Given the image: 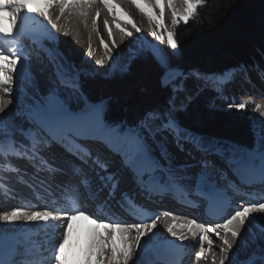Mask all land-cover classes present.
<instances>
[{
    "label": "snow or ice",
    "instance_id": "snow-or-ice-1",
    "mask_svg": "<svg viewBox=\"0 0 264 264\" xmlns=\"http://www.w3.org/2000/svg\"><path fill=\"white\" fill-rule=\"evenodd\" d=\"M100 2L113 15L121 43L133 38V31L121 26V21L131 25L137 34L141 33L135 21L114 0ZM182 2L184 8L178 12L174 0H166L172 13V28H167L162 22L165 0H131L152 25L150 36L155 42L166 46L164 53H161L159 48H135L128 53L127 62L118 66L117 57L122 52L121 44L113 40L110 47L101 39L105 55L92 61L97 69L105 68L106 61L108 62L109 68L104 73L105 78H109L113 73L127 74L133 63L143 57H151L159 67L158 85L168 93L166 105L144 111L134 123L107 119L111 98H89L83 92L81 72L66 67L60 62L59 54L51 52L48 63L52 65L55 76V80L51 81L52 86L44 92L37 89L27 100L21 99L20 107L12 113L10 106L14 104L15 86L24 76L18 69L24 60L17 48H10V54L0 49V147L19 148L22 142L30 144V158L43 162L40 153L52 145H57L82 164L89 167L96 165L101 171L107 172L109 163H101L99 157L93 155V148L102 145L112 157L118 158L120 170L130 175L139 193L151 197L157 193L167 194L170 190L180 187L189 195L196 193L200 202L208 208L216 207L221 210L227 207L225 197L233 184L237 181L244 182L257 166L261 178L264 179V132L254 129V145L249 148L195 135L184 127L177 117L178 113L188 110L194 99L190 85L196 89V94H199L213 82L226 84L232 81L238 73L247 79L248 71L243 64L221 72H206L198 67L185 68L175 62L182 54L175 28L181 22L188 23L200 7L205 5L206 0ZM54 7H58L59 15L53 16ZM92 7V0H0V36L14 39L22 17L30 14L43 18L53 31L61 32L64 26L60 24V20L67 9H78L79 14L87 18ZM156 9H159V14ZM100 14V9L97 8L95 19L92 20L94 30H98L97 21ZM104 26L108 36L112 37V26L107 19L104 20ZM62 34L68 35V32L64 30ZM47 40V37L39 39L43 42ZM84 55L88 60H92L94 52L91 45ZM30 59L44 63L39 51ZM94 74L90 72L85 75L91 77ZM259 75L264 80V71ZM233 107L240 111L245 109L246 104H229V108ZM253 112L264 117V103H255ZM25 124L27 127H24ZM169 137L177 150L188 158L183 163H176V156L169 151L166 144ZM228 173L236 180H229ZM97 176L100 185L96 189L91 187V180L85 179L83 184H62L57 195L90 197L102 203L115 216L116 211L113 209L122 210L126 201L132 197L127 192H120L119 198L117 197L119 180L114 179L115 174L97 173ZM221 181L224 183L221 184ZM54 211H2L0 222H5L9 227L21 222L28 225L48 223L58 219ZM164 215L166 217L169 213L165 212ZM253 216L259 221L254 227H259L260 235L264 237V220L260 219L264 217V202L247 199L239 202L222 222L209 224L208 227L194 218L184 224H178V217L175 215L172 216V223L162 221L158 215L146 221L103 222L107 220L106 217L96 216L86 209H77L64 220L67 226L62 230L63 239L57 242L54 250V264H135L142 240L160 227L158 221L163 223L166 232L180 245H183L188 237L182 231L178 232L177 228L199 233V251L194 252L196 261L207 262L211 256V264H228L232 250L237 246L241 233ZM78 218H83L91 227L82 234V240L78 244L79 252L66 260L65 249L73 228L72 222ZM213 235L219 241L217 250H213ZM0 243L4 253V260L0 261V264H16L15 259L10 261L7 258L13 251L11 242L4 239ZM27 264H40V261L28 260ZM241 264H264V247L259 252L255 249L251 251L243 258Z\"/></svg>",
    "mask_w": 264,
    "mask_h": 264
},
{
    "label": "trees",
    "instance_id": "trees-1",
    "mask_svg": "<svg viewBox=\"0 0 264 264\" xmlns=\"http://www.w3.org/2000/svg\"><path fill=\"white\" fill-rule=\"evenodd\" d=\"M175 31L182 49L175 62L185 68L221 72L241 64L253 66L255 61L264 63V0H206ZM165 49L160 44L161 53ZM80 72L83 92L89 98H111L106 116L110 121L134 123L144 111L166 105L168 93L159 88L160 69L151 57L138 59L125 75L113 73L105 78L96 66ZM90 72L95 74L85 75ZM216 96L211 88L195 94L188 110L177 114L182 125L198 135L252 148L253 108L249 104L240 111L219 108L213 105Z\"/></svg>",
    "mask_w": 264,
    "mask_h": 264
},
{
    "label": "bare ground",
    "instance_id": "bare-ground-1",
    "mask_svg": "<svg viewBox=\"0 0 264 264\" xmlns=\"http://www.w3.org/2000/svg\"><path fill=\"white\" fill-rule=\"evenodd\" d=\"M180 1L174 0V5L178 12L183 10L182 8L183 6H181ZM114 2L117 3L123 9V11L128 13L130 17L135 21L137 26L141 29V33L137 34L135 30L131 28V25H128L126 24V22L121 21V26L127 27L129 30L133 31V38L131 40H126L123 43H121L120 41V33H119V30L116 29L115 27V21H114L113 15L110 14L106 8H104L100 0H92L93 7L90 11V15L87 18L82 17L79 14L78 9H72V8L67 9L64 16L60 20V24L64 26L61 32L53 31L50 25L47 23V21H45L43 18L31 15V14L25 15L24 17H22L20 24L27 26L28 30L32 31L31 37L34 40H36L41 45V47L44 50H46V52L44 50L42 51L44 55H42L41 52H39L40 55H42L41 57L43 58L44 63L43 64L39 63V66H34L32 61H28L27 59H25L24 55H22V52H20L19 50L20 54L23 57L24 63H22L19 66L18 70L21 74H24V76L21 77L22 79L15 86L14 104L10 106L12 113H14L20 107L19 102L21 99L27 100L28 95H32L35 93L34 89L32 90L31 88L32 85H34V87H36V89H39L40 91H41V88L43 87L44 88L43 90L46 91L47 83L50 80V78H52V74H53L52 65L48 63V56L50 52L58 53L60 62L64 64L66 67L70 68V66H68L69 64L68 62L70 59H68L62 53L63 51L59 49L60 47L67 48V46H71V47L77 48L82 45L86 47H89V45H91L92 48L99 47V48H102L104 51V48L101 45V39H103L105 42L109 44L110 47L112 46V41L115 40L116 43L121 44V47H122L121 51L123 52L130 45L133 48H135L139 42H142L143 39H145V41L146 40L153 41V38L150 36V30H151V27L149 26L150 23H148L147 25L146 23L147 18L144 17L145 20L143 21L145 22L146 30H147V32L145 33L141 25L142 20L140 19V17H138V15L140 14L137 15L138 9L131 3V0H114ZM97 8L100 9L101 14L97 21L98 30H94L92 26V20L95 19V10ZM164 8H167L168 10L171 11V9L166 4V0H165ZM52 14L53 16L59 15L58 7H54L52 9ZM157 14H159V10ZM105 19H107L110 25L112 26V31H113L112 37H109L107 34V29L104 26ZM164 19L165 17L163 15L162 22ZM64 30L68 32V35L62 34ZM42 37H47L48 38L47 42L39 41V39ZM3 38L4 37L0 36V39H3ZM8 39H12V38H8ZM37 51L38 50L36 49V52ZM34 67H36V69ZM256 86L259 87L260 84H257ZM190 88H191V91H194V87L190 85ZM260 88H261L260 91L264 92V87H260ZM256 118L258 119V121L259 120L262 121L261 116H258V117L256 116ZM17 122L19 123L20 121H17ZM24 127H27V126H24ZM28 146L30 145L22 142L19 148L17 147H12V148H16L14 149L15 152L27 153L25 151V147L29 149ZM97 146L98 145H96L95 147ZM99 146L105 149L102 145H99ZM4 148H7V147H4ZM49 148L55 150L57 154H60V155H63L69 158L68 159L69 164L70 162H75L76 164H79L82 166L85 165V164H82L81 161L77 160L75 157L68 155L61 147L57 145H52ZM172 150L173 151L171 152L177 158L176 163H183L186 159H188L186 155L182 152H179L176 147L175 149H172ZM94 152L95 151L93 149V153ZM21 156L22 158L26 160L27 163L34 164V166L39 171H43L44 168L40 162L38 161L36 162L33 160L30 162L31 159H29V157H27L25 154H21ZM1 164L2 162L0 159V168H2ZM93 167L99 169V167H97L96 165H93ZM67 168H68V165H67ZM254 173L258 174L257 178H260L257 182L255 181L256 176L252 175ZM254 173L250 175V178H253L251 186H254V188H258L259 192H255V193H258L256 198L254 196L255 194L252 195V198H253L252 201L264 202V198L260 199L258 197L259 195H262V193L264 192V179L261 178L259 166H257ZM125 175L127 176L126 173ZM244 186L238 185V188L243 189ZM142 196L146 197V194H142ZM164 198H167L166 194L158 193V195H152L151 197H147V200L148 201L150 200L161 201ZM177 202L178 204L183 203L180 201H177ZM186 204H188L187 207L194 208V205L191 201L190 203H186ZM13 209H19V210L24 209V210H20L21 212H30V211L40 210L39 207L24 208L23 206L16 204L11 209L0 210V213H2V211H11ZM232 210H234L233 207L232 208L229 207L228 209H226L223 213V217L221 218V220L217 222H222V219L226 218L227 215H229ZM82 219L83 218H78L77 226L79 227V229L76 230V236L72 237V234H70L69 236V243L68 245H66V249H65V259L66 260H69L71 256L79 252L78 244L82 240V234L86 233L91 227L85 220H82ZM190 219L191 218L187 216H178L177 223L184 224ZM260 219L264 220V217H260ZM161 220L162 221L166 220L167 223H172V217H167L166 219L161 218ZM257 223L259 224V221L256 216H253L250 218L249 222L245 226L244 231L241 233V238L237 242V246L232 250L230 254L228 264H241L243 258L247 254H249L251 251L255 249L257 252H259V250L262 247H264V237L260 235L259 227H254L255 225H257ZM158 224H160V227L155 229L152 233H150L148 236H146L142 240L141 250L138 254V259L136 260L135 264H164L154 259L156 255L166 257V259L168 260L167 264H174L171 261V259L173 258L176 260L175 264H211V256H209V260L207 262H204V261L198 262L196 261L194 257V252L199 251V244H198L199 233H191V232H188L187 229L182 230L180 228H177L178 232L182 231L188 237V239L184 241L183 245H180L176 240L170 237V235L166 232L163 223L158 221ZM28 226H29L28 224L21 222L15 226L9 227L5 222H0V242H2L4 238L5 240H7L9 236L15 235L16 241L18 242V246L16 244L18 249L28 247L29 243L34 239V236H35L34 234H27L25 229ZM42 231L43 229L40 230V232ZM211 238L214 241L213 250H217L219 241L216 239L214 235L211 236ZM62 239L63 237H61L60 235L53 234L51 237L47 238L46 240L48 241V245L52 244V246L56 248L57 242ZM0 244L2 245V243ZM205 247L207 246L205 245ZM181 248H184V249L181 250ZM73 250H75V252ZM174 250H176V253H174Z\"/></svg>",
    "mask_w": 264,
    "mask_h": 264
},
{
    "label": "rangeland",
    "instance_id": "rangeland-1",
    "mask_svg": "<svg viewBox=\"0 0 264 264\" xmlns=\"http://www.w3.org/2000/svg\"><path fill=\"white\" fill-rule=\"evenodd\" d=\"M180 1V0H179ZM182 8H184L182 0L180 1ZM159 10V9H158ZM156 9V12H158ZM170 10L167 8H164V17L165 19L163 20V24L167 28H171V19H172V13ZM168 12V13H167ZM140 14V15H138ZM138 17L142 20L141 25L143 31L146 33V25L143 20L147 18L143 13H141L139 10L137 11ZM145 17V18H144ZM144 18V19H143ZM143 23V24H142ZM147 25L149 23L147 19ZM150 27H152L149 24ZM149 41V42H148ZM88 47L82 45L77 48L67 46L65 47H60L63 52V54L70 59L68 66L70 68H75L77 70H89L92 68H95V65L93 64L92 61L95 59L101 58L105 55V52L103 51L102 48L95 47L93 48L94 55L92 57V60H88L86 56L84 55ZM135 48H146L148 50H151L152 48H159L160 49V43L155 42L154 39L153 41L151 40H146L143 39L142 42H139L138 45ZM135 48H133L131 45L126 48L123 52H121V55L117 57V65L118 66H123L127 62V56L130 51H133ZM97 49V50H96ZM161 51V50H160ZM36 69V67H34ZM109 65L108 62L106 61L105 68L98 69L101 75H104L105 72L108 71ZM264 71V64H260L258 62H255L254 66L251 68H248L247 71V79H245L243 74H236L235 78L230 81L229 88L234 92V94L227 95L229 92L228 90L224 91V94H221V96H217L216 100L214 101V105L219 108H227L229 107V104H234V103H245L249 104L252 108H254L255 103H264V92L260 91V87H264V80L260 78L259 73ZM55 80L53 77L50 78V80L47 83V88H50L52 86L51 81ZM257 84H260V86H256ZM32 90L34 89V92H36V87L34 85L31 86ZM44 88H41V92H44ZM43 90V91H42ZM196 93V92H195ZM193 93V95L195 94ZM263 93V94H262ZM29 96V95H28ZM250 101V102H249ZM256 116H260L259 113L252 112L250 114V119L252 121V127H253V132L254 129L260 132H264V117H261L262 121L256 118ZM24 126H27L26 124ZM205 139H207V136H203ZM224 142V141H222ZM169 151H173L172 149H175L174 144L172 143V138L169 137L168 141L166 142ZM166 219V218H165ZM260 251V250H259Z\"/></svg>",
    "mask_w": 264,
    "mask_h": 264
}]
</instances>
